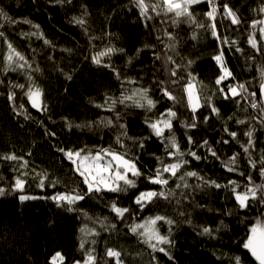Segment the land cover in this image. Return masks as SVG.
Segmentation results:
<instances>
[{"label": "trees", "instance_id": "1", "mask_svg": "<svg viewBox=\"0 0 264 264\" xmlns=\"http://www.w3.org/2000/svg\"><path fill=\"white\" fill-rule=\"evenodd\" d=\"M216 3V30L221 38H228V44L221 45L212 35L205 16L209 11L206 2L191 7L193 23L186 17L176 18L171 13L156 16L151 11L153 19L146 20L133 0H0V9L9 18L0 16V69L6 64L9 43L31 65L8 76L0 72V187L6 189L0 196V264H49L58 251L65 257L64 264H74L92 250L96 264H116L115 258L106 256L107 249L119 251L123 264H234L237 256L241 264H258L243 244L256 220L264 221V204L249 201V207L241 209L230 188L203 186L198 177H186L184 181L178 178L194 171L204 181L220 185L235 181L240 186L238 191L249 184V176L254 185L264 184L260 174L264 167V103L260 93L264 39L260 28L264 25L252 28L253 21L264 20V12H260L264 0ZM224 4L236 13L239 25L223 15ZM74 18L82 19L84 24L75 23ZM253 34L259 51L248 43ZM221 46L232 77L217 85L221 70L213 57ZM108 47L123 51L95 64L92 56ZM173 68L176 76L170 74ZM29 73L43 90L46 111L33 108L24 95L30 84ZM190 76L195 77L193 83L202 105L194 114L183 90ZM16 84H24L25 88L13 87ZM228 84H244L247 92L226 99L219 89L228 92ZM163 87L176 97L175 102L163 95ZM140 88H147L149 96L157 101L150 112L130 102H117L115 111L96 107L108 97L118 100L122 94L131 95ZM10 93H15L14 100L9 99ZM253 102L256 108L251 107ZM212 107L219 113H214ZM168 108L177 114L172 133L181 151L191 149L201 159L186 155L184 159L189 163L177 176L164 173L168 184L157 185L148 179L161 167L157 158L165 164L174 162V158L166 155L164 142L152 134L145 120L157 119ZM116 113L121 119L116 120ZM101 118H111L112 125L101 124ZM193 122L194 128L184 126ZM125 130L126 136L122 134ZM248 131L252 132L251 138L245 135ZM231 132L237 133L235 138ZM118 136L120 143L116 141ZM189 136L192 144L187 141ZM246 147L248 152L244 151ZM100 148H111L126 159L135 158L142 173L135 178L136 188L127 192L94 191L72 205L73 211L67 206L58 207L50 199H19L22 194L48 197L73 189L86 193L84 178L65 153L80 149L95 152ZM11 154L27 160V168H20L21 161L3 158ZM234 155L235 171H228L224 165ZM23 172L28 173L24 192L13 191L15 176ZM36 173L47 174L43 189L37 187ZM53 182H57L55 188L50 186ZM141 191H164L169 199L154 198L140 209L134 200ZM113 202L129 212L123 218L117 216L111 208ZM157 215L174 221L171 226L162 221L157 224L162 235H170L172 244L161 246L171 258L154 251L141 236L131 232L130 226ZM85 226L96 234L84 237L80 229ZM204 227L213 229L211 236L201 234ZM82 238L87 241L84 250L79 247Z\"/></svg>", "mask_w": 264, "mask_h": 264}, {"label": "snow or ice", "instance_id": "2", "mask_svg": "<svg viewBox=\"0 0 264 264\" xmlns=\"http://www.w3.org/2000/svg\"><path fill=\"white\" fill-rule=\"evenodd\" d=\"M206 2L209 5V11L205 13V16L209 19L210 24L208 25L211 29L212 35L218 40L221 41V45L228 44V38H221L219 32L216 30V14L218 11V5L216 0H157L156 3H151L150 0H133L136 8L139 9V13L141 17H144L146 20L153 19V16L150 14L155 13L156 16H160L161 14L167 15L171 13L176 18L186 17L191 22L195 23V17L191 12V7L195 4ZM223 15L228 17L231 20L233 25H239L241 23L240 19L237 17L236 13L233 12L231 8L228 7L227 4L223 5ZM260 12H264V6L260 8ZM0 16H3L5 19H9L3 10L0 9ZM14 22V21H11ZM74 22L80 25L84 24L82 19L74 18ZM176 22L175 20L173 21ZM25 23H30V21H25ZM257 24L264 25V20L253 21L252 28L255 30ZM198 27H204V25H197ZM36 28H39V25H35ZM260 33L262 39H264V27L260 28ZM3 33H0L2 36ZM28 35V34H25ZM31 35H37V33H31ZM42 36V33L39 34ZM46 44L49 41H44ZM232 43H235L233 41ZM248 43L252 48L257 51L260 50L259 42L255 39L254 34L250 35L248 38ZM8 55L5 57L6 66L4 68L5 72L8 71H16L18 69L23 70L26 67L31 68V65L27 63L25 57L12 46L11 43L8 44ZM238 51L240 49H237ZM116 51H123L121 49H115L113 47H108L101 52H98L92 56V60L95 64L99 65L102 63V60L106 56H111ZM213 59L219 65L221 70V75L216 79L215 83L220 85L223 81L232 77L231 71L227 68L224 62L223 56V46L220 47L219 54L214 56ZM168 60H171V57H168ZM172 63H175L172 61ZM191 64V61H189ZM107 67H111V65H107ZM177 68L179 65L176 66ZM115 71V69H113ZM170 74L172 76H176V69L173 68L170 70ZM117 78H119V73H116ZM262 77H264V70L261 71ZM27 79L30 81L29 86L27 87V91L24 92V95L27 96L31 106L40 111H46L47 106L43 102V90L35 84L31 74H28ZM68 79H71L69 76ZM195 77H191L185 83L183 90L187 93V104L191 109L193 114L196 110L202 107L200 103V95L197 91V88L193 81ZM130 83H135L131 81ZM173 84L176 81H172ZM13 87H18L20 89H24V84H16ZM228 92H224L223 88H220L219 91L224 95L227 99L229 96L236 97L240 96L247 92V89L244 84H228ZM163 95L173 102L176 101V97L172 95L171 92L168 91L167 87H163L162 89ZM260 92L262 97H264V82L260 85ZM252 96H255V93H251ZM15 93L9 94V99L14 100ZM210 99V98H208ZM119 102L120 104H125L126 102H130L132 105L138 108L145 109L146 111H152L156 107L157 101H154L149 96V90L147 88L134 89L131 95H121V97L117 99H113L108 97L105 100L104 104H98L96 107L104 108L109 111H115V105ZM251 107L256 108L257 103L253 102ZM23 108V105H21ZM212 111L214 113H219V110L215 107H212ZM23 114V113H22ZM176 112L171 108L165 110V112L160 113L159 117L155 120L149 121L145 120L147 126L151 129L152 134L156 137L160 138L164 142L165 153L167 156L174 158V162L165 164L163 159L157 158L160 161L161 167H158L151 177L148 179L153 184L157 185H167L168 179L164 177V173H169L171 177H176L177 173L189 163L188 160H185L184 157L190 156L195 158L196 160L201 159L200 156L196 154V152L191 151L189 149L187 152L181 151L180 145L177 141V138L174 133H172V121L176 117ZM121 119L119 113H116V120ZM207 119V118H206ZM101 124H105V126L112 125L113 121L111 118H101ZM238 123H244V121H238ZM122 129L125 128L124 125H119ZM185 127L196 126L195 122L191 124H185ZM68 127L71 128L72 125L69 123ZM79 127V125H78ZM169 132L170 135L165 136V132ZM227 131V129H225ZM123 135H127L126 130L123 131ZM230 135L235 138L237 133L231 132ZM246 136L251 138L252 132L248 131L245 133ZM117 143H120V137L116 138ZM187 141L189 144H192V137H187ZM207 141H204V146H207ZM226 143V141H225ZM249 146H252V141L249 139ZM61 151H64L61 149ZM209 151L212 152V155L215 156V151H212L209 148ZM245 152H248V148H244ZM67 158L76 165L75 171L82 176L83 182L87 185L86 193H81L76 189L65 192H56L55 194L48 197H37V196H29V195H20L19 199L21 201L26 200H34V199H50L54 201L58 207L67 206L68 211H73L72 205L76 202L83 200L85 195L91 194L94 191L100 192L102 190H107L110 192H127L130 188H136V179L142 175L139 169L136 167L134 162L135 158L126 159L125 155L117 152L111 148H100L93 152L92 150L80 149L78 151H67L65 153ZM5 160L11 161H21L20 168L24 169L28 166V161L24 160V158L17 157L15 154L6 155L3 157ZM236 163V156L234 155L229 159V161L224 165L228 171H235V168L232 167ZM249 163L252 167H255V163L249 159ZM262 163H264V158H262ZM261 176H264V167L260 170ZM36 177H39V182L37 187L43 189L45 187V181L47 180V174L36 173ZM243 175V173H241ZM28 176L27 172L20 173L15 176L14 183L12 184V190L16 192L23 193L25 189V185L27 184V179L25 177ZM186 177H198L201 181H203V186L211 185L216 188L225 187L230 188L231 192L234 195V198L237 202V205L241 209H245L249 207V201L259 200L260 203L264 204V184L254 185L251 181V176L248 177L249 184L244 187L243 191H238L240 187L235 181H230L228 185H220L215 181H204L203 177H199L198 173L194 171H187L180 175L178 178L181 181H184ZM57 182H53L50 186L52 188L56 187ZM184 187H189L187 183H184ZM177 187H180L178 184ZM6 189L0 187V196L5 195ZM163 198L165 200L169 199V195H166L164 191H141L138 195L135 196L134 203L139 206L140 209H143L147 204L151 203L154 198ZM112 210L117 214V216L123 218L124 214L129 212L128 208L117 207L116 203L113 202L111 205ZM164 222L171 226L174 221L168 217L157 215L155 217H148L141 224H135L130 226L131 232L134 234H138L141 236L146 244L149 245L154 251H159L169 255L165 247L161 245H171L172 240L170 239V235H162L157 228L158 222ZM189 223H191L189 221ZM80 232L84 234V237H87L92 234H96L94 229H88L87 226L82 227ZM171 232V228L169 227V233ZM213 229L210 227H204L202 229L201 234L211 236ZM86 239L82 238L80 240L79 247L81 250L85 249ZM94 243V241H93ZM243 247L250 251L251 255L255 258L258 264H264V221L257 219L256 223L251 227L250 234L247 236L246 242H244ZM106 256L115 258L116 264H123L121 261V253L114 249H107ZM65 257L61 252H56L51 258L49 264H64ZM74 264H81V261H75ZM83 264H96V256L94 255V250L86 251L85 257L83 260ZM234 264H241L240 257H234Z\"/></svg>", "mask_w": 264, "mask_h": 264}, {"label": "bare ground", "instance_id": "3", "mask_svg": "<svg viewBox=\"0 0 264 264\" xmlns=\"http://www.w3.org/2000/svg\"><path fill=\"white\" fill-rule=\"evenodd\" d=\"M5 66H6V64H5ZM5 66H4V68H5ZM4 68L0 69V72H3V73L6 74L7 76L10 75V73H11L12 71L5 72V71H4Z\"/></svg>", "mask_w": 264, "mask_h": 264}, {"label": "water", "instance_id": "4", "mask_svg": "<svg viewBox=\"0 0 264 264\" xmlns=\"http://www.w3.org/2000/svg\"><path fill=\"white\" fill-rule=\"evenodd\" d=\"M261 93V92H260ZM261 97H262V95H261ZM262 100H263V103H264V97H262Z\"/></svg>", "mask_w": 264, "mask_h": 264}, {"label": "rangeland", "instance_id": "5", "mask_svg": "<svg viewBox=\"0 0 264 264\" xmlns=\"http://www.w3.org/2000/svg\"><path fill=\"white\" fill-rule=\"evenodd\" d=\"M196 86V85H195ZM186 95H187V93H186ZM81 264H83V261H81Z\"/></svg>", "mask_w": 264, "mask_h": 264}]
</instances>
